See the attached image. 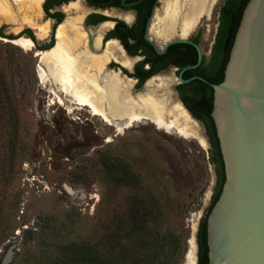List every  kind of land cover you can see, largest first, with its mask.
<instances>
[{"label": "rangeland", "instance_id": "1", "mask_svg": "<svg viewBox=\"0 0 264 264\" xmlns=\"http://www.w3.org/2000/svg\"><path fill=\"white\" fill-rule=\"evenodd\" d=\"M78 2L87 8L83 21L93 9L83 0ZM222 3L223 0H219L211 17H203L186 35L197 34L205 53L212 45ZM26 5H14V13L20 12V23L0 22L3 32V36L0 35V87L7 93L5 112L0 119V168L4 152H10L4 141L7 133L14 130L17 138L15 157L11 159V181L0 180V264L12 245L11 261L7 264L21 261L26 253L50 251L56 242L85 238L97 227L103 213L125 208L133 190L116 187L114 194H109L111 189L102 163L105 156L131 167L144 184L151 185L171 223L183 234L179 264H187V254L192 249L195 251L197 227L210 205L216 183L203 125L192 118L196 134L191 132L185 136L176 128L167 131L144 119L118 131L88 108H78L66 100L61 103L57 99L61 97L60 92H54L56 86L50 81L41 82L37 70L39 59L35 56L37 46L51 37L54 20L44 13L42 3L36 12L28 11ZM57 9L66 16L65 5ZM4 11L3 17L10 15ZM102 12L120 16L115 9ZM25 15L36 19L37 23L47 20L49 25L46 37L35 36L37 43L29 49L6 41L4 36L18 35L26 28L27 23L22 21ZM176 37H182L180 27L172 38ZM150 39L156 41L159 48L164 43L153 36ZM134 62L136 59L132 64ZM157 76L169 77L172 98L179 102L175 93L178 82L175 67L170 66L153 77ZM136 82L133 79L134 87ZM5 214L10 216V228L7 235H1Z\"/></svg>", "mask_w": 264, "mask_h": 264}, {"label": "trees", "instance_id": "2", "mask_svg": "<svg viewBox=\"0 0 264 264\" xmlns=\"http://www.w3.org/2000/svg\"><path fill=\"white\" fill-rule=\"evenodd\" d=\"M70 0H45L43 9L47 16L55 19V24L60 22L64 16L61 11H51L54 5H60ZM97 5L119 4V0H88ZM248 0H224L219 8L218 25L212 45L211 56L208 61L202 57L198 66L186 69L182 73L183 78H189L192 74H198L209 82H220L223 78V70L228 59L229 50L238 26L243 8ZM154 0H144L142 6H138V17L134 25L128 26L119 21L115 27L117 37L130 54H138L139 50L143 59L134 65L129 76L136 77L137 87L143 81L168 65L177 67V73L187 65L194 64L197 60L196 49L189 43L170 44L163 54H158L153 46L143 38L146 19ZM95 15V14H92ZM98 20L105 19L104 16L96 15ZM1 29V28H0ZM24 32L32 38L31 29L25 28ZM0 35L3 33L0 30ZM14 38L13 35H4ZM198 42V36L194 38ZM52 40L45 46L50 47ZM145 64L149 67L145 68ZM188 94L190 99L184 102L190 114L201 120L205 127L210 142L211 162L214 166L216 183L211 196L210 205L201 218L197 231V263L207 264L206 244V215L215 202L224 181L223 162L218 146L214 124L210 117L212 109V88L205 81L195 78L187 83L177 84L182 95H186L185 85H191ZM0 87V119L5 112L7 99ZM5 91L6 88H5ZM10 113L13 109L10 108ZM14 123V121H13ZM14 126V125H13ZM7 133L6 141L9 154L4 152V163L0 171V180L9 183L12 178L11 159L13 161L14 147L17 143L16 131ZM5 150V151H6ZM104 174L110 187L109 194L113 195L116 187H130L133 193L127 198L125 208L122 211L112 210L103 213L100 222L94 231L87 237L79 240L56 242L52 249L43 253L28 255L19 259L15 264H179V258L183 249V234L181 230L171 223L165 206L160 198L154 193L151 185L144 184L140 175H136L131 167L113 161L107 156L102 158ZM144 189V193L140 190ZM139 192V193H138ZM110 197H107L109 201ZM3 228L1 235H7L10 228V216H3ZM28 252V251H26Z\"/></svg>", "mask_w": 264, "mask_h": 264}, {"label": "water", "instance_id": "3", "mask_svg": "<svg viewBox=\"0 0 264 264\" xmlns=\"http://www.w3.org/2000/svg\"><path fill=\"white\" fill-rule=\"evenodd\" d=\"M158 1L155 0L147 19L144 38L158 54L173 43L191 44L197 60L178 72L177 81L186 83L198 78L212 88L210 117L223 162L224 181L206 215L207 264H264V0L246 2L223 78L217 83L196 75L182 77L183 71L196 67L203 56L200 45L188 36L170 38L160 48L148 38ZM175 93L194 118L179 99L178 90ZM194 243L196 264V235ZM13 247L7 250L1 264L11 261Z\"/></svg>", "mask_w": 264, "mask_h": 264}, {"label": "bare ground", "instance_id": "4", "mask_svg": "<svg viewBox=\"0 0 264 264\" xmlns=\"http://www.w3.org/2000/svg\"><path fill=\"white\" fill-rule=\"evenodd\" d=\"M8 1L0 0V22L12 21L18 24L14 5L21 7L27 4L28 11L36 12L43 0ZM162 1L163 11L156 12L150 28V34L162 42L172 38L177 33L178 27L182 38H185L203 17H211L214 7L219 2V0ZM71 6L76 9L82 8L79 3ZM3 9L10 15L3 17L6 13ZM82 17L83 15L77 16L61 24L57 31V45L52 50L35 53L39 59L38 76L42 83L50 81L56 86L54 92L58 91L61 94L57 99L61 103L66 100L77 105L78 108H88L94 116L109 125H114L118 131H122L136 121L147 119L167 131L176 128L185 136L190 135L191 132L196 134L195 122L181 103L174 102L172 98L169 77L152 76L139 91L138 88H134L132 78L124 79L118 75L119 73L103 76L102 71L109 55L96 56L95 53L91 55L86 48L79 50L83 41L84 44L86 43L87 33L82 30L81 24H77ZM22 21L33 26L40 37L48 33V22L37 23L26 15ZM11 42L21 47L27 46L28 49L33 45L31 39L26 37L12 39ZM107 50L124 64L132 63L129 58L124 57L126 56L124 53L123 56L120 48L115 44L110 43ZM195 261V251L192 249L187 254V264H195Z\"/></svg>", "mask_w": 264, "mask_h": 264}, {"label": "flooded vegetation", "instance_id": "5", "mask_svg": "<svg viewBox=\"0 0 264 264\" xmlns=\"http://www.w3.org/2000/svg\"><path fill=\"white\" fill-rule=\"evenodd\" d=\"M44 1L45 0L42 1V9H43V2ZM83 1H84L86 6H88L89 8H92L93 10L86 14V16L83 19V21L81 20V21L77 22V24H79V25L81 24L82 30L87 32L86 33V38H85V42L86 43L84 44V41H83V44L79 47V50H82V49L86 48L91 53V55H93L94 53L96 54V56H103L104 54H108L109 55L108 56L109 57L108 60H106L107 64L105 63V67L103 68V71H102L103 76H106L108 74H118L119 73L118 75H121V77L132 78V79H135L138 82V79L136 77L129 76L126 72L131 73L134 70L135 63L138 62L139 60H142L143 59V55H141L140 50H139L138 54H130V53H128L127 50L122 45L120 39L117 37L116 32H115V27H116V25H117V23L119 21L124 22L128 26L134 25L136 23L137 17H138V9H137V7L138 6H142L144 4V0H119V4L118 5H115L114 3H111V4L104 5V6L90 3L88 0H83ZM110 1L114 2L116 0H110ZM154 2H155V0H154ZM154 2L152 3V6H153ZM74 3H79V2H78V0H70V1H68L66 3L52 6V8L50 9L51 11H56L57 10V11L63 12L62 10H59L57 8L62 6V5H65L64 11L66 13V16L65 17L63 16L62 20L60 22L56 23V24H55V19L54 18H52L50 16H47V17H50V18H52L54 20L51 37L48 38V41L46 43H43L40 46H37V51L43 52V51L52 50L57 45V42H58L57 31H58V28L61 26V24L64 23L65 21H68L69 19L72 20V19H74L77 16H81V15L84 16L85 15V12H86L87 8L81 4L82 8L81 9H79V8L76 9L75 7L71 6ZM123 3L125 5H123ZM158 3H159V5H158ZM158 3H157V7L155 9L153 18H152V20L150 22L149 29H148V38L149 39L152 36L150 34V28H151L152 22L154 20V17L156 15V12L158 10L159 11H163V6H162L163 5V1L159 0ZM135 5H138V6H135ZM152 6H151V9H150V13H151V10H152ZM109 9L117 10L120 13V16H112V15H108L109 14L108 12H107L108 14L102 12V11H106V10H109ZM96 10H99L101 12H97ZM43 11H44V9H43ZM150 13H149V15H150ZM19 14H20V12H17L16 13V17H17V21L20 23L21 19L19 17ZM63 14H64V12H63ZM92 14H95V15H92ZM96 15L104 16L105 19L98 20L97 22L92 23V21L97 18ZM149 15H148V17H149ZM218 15H219V11H218ZM148 17H147V19H148ZM206 18H208V17H206ZM147 19H146V22H147ZM43 22H47V20H45ZM146 22H145V26H146ZM25 25L27 26L26 28L31 29L34 38H32L28 33L24 32V30H25V28H24L21 32L18 33V35L10 34V35H13L15 37L14 38H9V39L21 38V37H24L23 35L25 34L26 38H30L31 39V41L33 43L32 46H35L34 44L37 43L36 37L39 38V39H42V38L46 37V35L48 34L47 33L44 37H40L38 35V32L35 30V28L33 26H30L29 24H25ZM198 25L199 24H197L196 27ZM145 26H144V31H143V38H144ZM32 29L34 30V32H33ZM103 29H104V31H103ZM97 30H99V31L97 32ZM216 30H217V27H216ZM95 33H97V34H95ZM215 33H216V31H215ZM7 35H9V34H7ZM195 37H197V34H195L193 36H190L189 38L194 41ZM6 38H8V37H6ZM214 39H215V34H214ZM214 39H213L212 45L214 43ZM51 40L53 41L52 45L50 47H45ZM110 43L115 44L116 46H118L120 48V52H122V54L124 53L126 56H124V54H123V56L126 57L127 59L129 58V60H131L132 62H133V60L136 59V62H134V64L131 63L132 64V68L131 69H130L131 64L130 65L124 64L122 62V60L117 59L116 56L113 53H112L113 54L112 55L111 52L107 50L108 49V45ZM196 43L199 44V38H198V42H196ZM212 45H211L208 53L203 52V56L202 57H204L206 61H208V59L211 56ZM170 66H172V65H168L166 68H168ZM144 67L148 68L149 65L145 64ZM173 67H175V66H173ZM166 68L159 70L157 73L165 70ZM175 69L177 70V67H175ZM157 73H155V74H157ZM155 74H153L150 77H148L147 79H145L143 81V83L141 84V87L144 86L145 82H147L148 79L151 78L152 76H154ZM193 75L199 76L197 73L196 74H192L191 76H193ZM137 82H136V84H137ZM179 83H183V82H179L178 81L177 84H179ZM190 86H192V84L191 85H185L183 87L185 89V91L187 90V92H185L186 95H182L181 90L177 89V85L175 87V89L178 90V97L182 101L183 104L186 101V99H190V95L188 94V90H189ZM134 88H140V86L139 87L136 86ZM184 106H185V104H184ZM195 119L197 121L201 122V124L203 125L205 133H206V136H207V139H208V142H209V138H208V135H207V132H206V127H205L204 123L201 120L197 119V118H195ZM209 144H210V142H209ZM197 231H198V227H197ZM197 231H196V241H197ZM197 245H198V243H197Z\"/></svg>", "mask_w": 264, "mask_h": 264}]
</instances>
